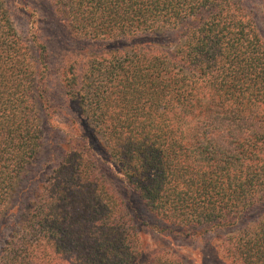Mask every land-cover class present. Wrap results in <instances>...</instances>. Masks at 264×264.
Instances as JSON below:
<instances>
[{
  "label": "trees",
  "instance_id": "16d2710c",
  "mask_svg": "<svg viewBox=\"0 0 264 264\" xmlns=\"http://www.w3.org/2000/svg\"><path fill=\"white\" fill-rule=\"evenodd\" d=\"M53 10L78 38L129 42L65 79L96 139L79 131L63 143L32 189L46 49L31 53L0 0V264H183L148 252L114 179L164 230L227 232L222 262L264 264V42L240 2L54 0ZM171 31L175 43L155 40ZM20 196L26 213L13 223Z\"/></svg>",
  "mask_w": 264,
  "mask_h": 264
},
{
  "label": "rangeland",
  "instance_id": "374dc122",
  "mask_svg": "<svg viewBox=\"0 0 264 264\" xmlns=\"http://www.w3.org/2000/svg\"><path fill=\"white\" fill-rule=\"evenodd\" d=\"M54 0H5L14 27L31 47L34 55L39 46H44L45 64L43 100L39 107L41 122L42 149L39 158L33 166L28 168L23 181L30 179V188L34 189L38 181L50 174L61 159L62 144L71 139L78 138L79 131L92 137L93 130L80 116L76 102L69 99L64 87V81L71 73L84 70V65L89 58H93L105 51L121 47L128 40L119 43L110 41H94L78 38L71 34L69 29L59 20L60 17L53 10ZM246 14L252 19L257 31L264 42V2L263 0H238ZM178 33L167 32L157 35L155 40L161 43H175ZM129 42V41H128ZM34 57V56H33ZM92 139H96L93 135ZM121 177V176H119ZM110 189L124 200L130 213L138 215V224H143V231L148 244V252L165 250L175 252L183 264H225L219 258L215 248L220 240L218 236L227 232L197 233L192 235L177 234L170 230H164L165 226L156 222L142 207L132 193L125 198L122 183L107 180ZM125 188V187H124ZM126 189V188H125ZM125 194V195H124ZM20 198V199H19ZM28 197L11 199L10 206L17 205L18 213L11 217L14 223L20 215L25 214ZM128 203L131 206L128 207ZM157 226H156V225ZM163 229L162 231H158ZM9 227L1 229V235L5 237Z\"/></svg>",
  "mask_w": 264,
  "mask_h": 264
}]
</instances>
